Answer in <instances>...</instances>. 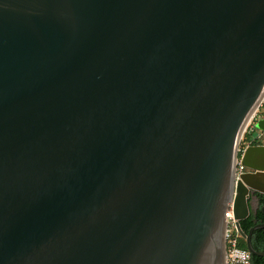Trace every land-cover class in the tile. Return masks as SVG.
<instances>
[{
	"label": "water",
	"instance_id": "1",
	"mask_svg": "<svg viewBox=\"0 0 264 264\" xmlns=\"http://www.w3.org/2000/svg\"><path fill=\"white\" fill-rule=\"evenodd\" d=\"M263 93L264 0H0V264L264 256Z\"/></svg>",
	"mask_w": 264,
	"mask_h": 264
},
{
	"label": "built area",
	"instance_id": "2",
	"mask_svg": "<svg viewBox=\"0 0 264 264\" xmlns=\"http://www.w3.org/2000/svg\"><path fill=\"white\" fill-rule=\"evenodd\" d=\"M260 110L264 111V93L262 97L260 98L257 109L255 110L253 116L251 117L250 121L247 123L245 127L243 135L244 133H249L253 129L255 125L256 117L258 116L257 114ZM242 146L243 147L241 148L239 145L240 156L237 161V170H236L237 178L239 177V174L245 170V167L240 162V157H241L243 150L248 145L242 144ZM225 219H226V228H225L224 238H225V247H226V252H225L226 264H250L251 257H252L251 250H249L246 247L243 248V247L238 246V237L240 236V234L237 231L236 226H235V218L233 216L232 203H230L228 208L226 209Z\"/></svg>",
	"mask_w": 264,
	"mask_h": 264
},
{
	"label": "trees",
	"instance_id": "3",
	"mask_svg": "<svg viewBox=\"0 0 264 264\" xmlns=\"http://www.w3.org/2000/svg\"><path fill=\"white\" fill-rule=\"evenodd\" d=\"M260 133L261 132L257 131L254 125L253 129L249 133H244L241 143L247 145L262 144L263 142L261 138L263 135ZM255 194L258 198L259 207L255 210H251L250 214L240 221V227L246 234L255 224L264 223V213L261 209L262 205L264 204V194L257 192ZM250 240L254 250L264 251V226L253 229ZM238 246L243 248L246 247L245 239L241 236L238 237ZM250 264H264V256L252 254Z\"/></svg>",
	"mask_w": 264,
	"mask_h": 264
},
{
	"label": "rangeland",
	"instance_id": "4",
	"mask_svg": "<svg viewBox=\"0 0 264 264\" xmlns=\"http://www.w3.org/2000/svg\"><path fill=\"white\" fill-rule=\"evenodd\" d=\"M258 116L256 117L255 120V128L257 129V131H260L263 135L262 142L264 143V131H263V127H264V111L260 110L257 114ZM240 147L242 148V143H240Z\"/></svg>",
	"mask_w": 264,
	"mask_h": 264
},
{
	"label": "flooded vegetation",
	"instance_id": "5",
	"mask_svg": "<svg viewBox=\"0 0 264 264\" xmlns=\"http://www.w3.org/2000/svg\"><path fill=\"white\" fill-rule=\"evenodd\" d=\"M251 197H252V200L250 202L251 210H255L256 208L259 207L258 198L255 193Z\"/></svg>",
	"mask_w": 264,
	"mask_h": 264
}]
</instances>
